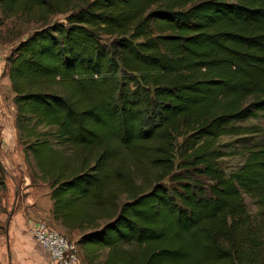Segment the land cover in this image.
<instances>
[{
  "label": "trees",
  "instance_id": "16d2710c",
  "mask_svg": "<svg viewBox=\"0 0 264 264\" xmlns=\"http://www.w3.org/2000/svg\"><path fill=\"white\" fill-rule=\"evenodd\" d=\"M71 1L0 0L42 23L6 68L53 219L90 264H264V0Z\"/></svg>",
  "mask_w": 264,
  "mask_h": 264
},
{
  "label": "rangeland",
  "instance_id": "374dc122",
  "mask_svg": "<svg viewBox=\"0 0 264 264\" xmlns=\"http://www.w3.org/2000/svg\"><path fill=\"white\" fill-rule=\"evenodd\" d=\"M76 4V0L67 2L65 7L70 9ZM69 12H57L50 16L51 21H65V18ZM42 23L36 20L27 19L25 16H10L5 18L0 13V49L2 51L7 50L10 52L14 46L18 44L22 39H25L32 31L41 27ZM7 73V71H5ZM10 79V78H9ZM11 82V81H10ZM5 85L0 87V97L4 101L5 105H1L3 109L0 108V194H7V184L6 181H13V184L18 187L19 184L25 181L27 175H31L33 181L37 183L43 193L51 192L50 185L48 181L43 180L38 173V168L36 167L35 161L32 156L28 159L25 153V142L28 137H22L21 132L16 127V108L13 102L14 92L12 89L7 88ZM12 87V86H11ZM0 98V99H1ZM6 106V108H5ZM262 114V113H261ZM236 125L242 127L248 125H258L260 128H264V115H260L257 118H250L244 121L236 122ZM241 127V128H242ZM42 129L54 131L50 127H41ZM245 137L249 138L245 140ZM259 136L255 134L244 133V134H224L219 138V144L221 149L226 153L222 160H224V165L227 171L230 173L232 170L239 167L245 160L246 153L244 152L248 149L250 145H246V142H253L257 140ZM251 144V143H248ZM135 183L141 185L142 188L148 189L150 186V178L146 180L141 176V174H135ZM19 195L20 187H19ZM125 197V196H124ZM246 202L248 203L249 209L256 213L258 212V207L254 203V200L250 196H246ZM13 207L15 206L13 202ZM0 208L5 209L1 204ZM52 213V212H51ZM47 222L53 228L65 233L72 241L77 242L80 237L78 231L68 232L59 221L53 219L52 214L50 216H42L40 219ZM2 224V220H0ZM80 255L82 258V251L84 250L80 245ZM84 261V259H83ZM82 264H90L83 262ZM86 261V260H85Z\"/></svg>",
  "mask_w": 264,
  "mask_h": 264
},
{
  "label": "crops",
  "instance_id": "0c3cea01",
  "mask_svg": "<svg viewBox=\"0 0 264 264\" xmlns=\"http://www.w3.org/2000/svg\"><path fill=\"white\" fill-rule=\"evenodd\" d=\"M9 53L7 50L0 49V87L5 85L12 89L9 76L5 74ZM1 105H5L2 98L0 99L2 110ZM5 184H7L8 193L0 194L1 204L5 208H0V220H2L0 224V264H53L46 250L30 232L36 219L52 214L53 201L50 191L43 193L40 187L36 186L37 183L33 181L31 175H27L25 181L21 182L18 187L13 184V181L7 182L6 179ZM82 253L81 264L83 259V262L87 263L84 250Z\"/></svg>",
  "mask_w": 264,
  "mask_h": 264
},
{
  "label": "built area",
  "instance_id": "2783aa9c",
  "mask_svg": "<svg viewBox=\"0 0 264 264\" xmlns=\"http://www.w3.org/2000/svg\"><path fill=\"white\" fill-rule=\"evenodd\" d=\"M30 232L46 250L53 264H81L79 245L65 233L42 220L34 222Z\"/></svg>",
  "mask_w": 264,
  "mask_h": 264
}]
</instances>
